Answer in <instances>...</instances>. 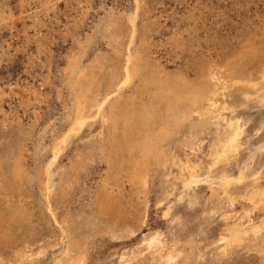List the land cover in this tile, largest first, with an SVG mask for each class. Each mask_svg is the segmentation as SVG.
<instances>
[{"label":"rangeland","instance_id":"rangeland-1","mask_svg":"<svg viewBox=\"0 0 264 264\" xmlns=\"http://www.w3.org/2000/svg\"><path fill=\"white\" fill-rule=\"evenodd\" d=\"M136 6L135 41L148 40L145 68H164L191 83L201 75L206 79L209 71L226 74V67L257 75L264 56V0H0V206L21 207L28 213L27 221L13 225L11 237H0L1 264H51L53 255L61 256L59 225L64 222L81 245L78 253L71 250L67 257L82 256L83 264H264L263 208L244 199L231 205L206 182L184 190L178 167L169 160L167 167L150 172L144 197L138 186L111 173L96 151L107 130L99 119L72 136L55 160L50 197L54 220L45 209L38 177L52 135L67 127L72 103L65 77L69 58H80V64L95 74L101 93L118 57L107 44L116 32L115 27L105 29L108 16L113 14L124 29V18ZM128 95L132 86L124 90L123 97ZM215 119H205L199 130L180 123L170 151L180 160L198 162L222 133L223 123ZM191 120H197L194 114ZM17 158L25 174L19 189L7 179ZM164 171L170 175L162 177ZM104 198L118 202L119 208L99 212L98 201ZM234 224L246 228V237L220 252L219 237ZM253 227L259 228L255 234ZM152 233L158 236L162 254L174 248L181 254L164 261L158 252L144 251L142 241ZM19 249L31 258L15 263Z\"/></svg>","mask_w":264,"mask_h":264},{"label":"bare ground","instance_id":"bare-ground-1","mask_svg":"<svg viewBox=\"0 0 264 264\" xmlns=\"http://www.w3.org/2000/svg\"><path fill=\"white\" fill-rule=\"evenodd\" d=\"M137 9V6L134 7V10H131L124 18L126 21L124 29H121L122 23L113 14L110 13L108 16L105 29L115 27L116 32L107 38V44L118 57L115 61L113 60V67L104 78L105 84L101 93L98 90L101 81L95 74L80 64V58H77L78 62L73 56L72 59L69 58L65 77L66 83L71 87L72 103L66 114L67 127L58 134L52 135L51 144L47 146L50 153L41 166L38 177L42 189V200L48 215L54 220L55 213L52 212L50 205L54 187L52 165L68 145L71 137H74L85 124L96 119L105 124L107 129L96 151L105 158L111 173H117L131 184L138 186V192H143L144 197L150 172L154 174L158 167H167L169 160L171 165H177L179 180L184 190H189L197 183L206 182L213 193L219 192L218 197H224L230 204L237 199H244L250 201L253 207L264 209V183L261 180L264 178V56L257 65V75H252V72L236 66L226 67V74H222L221 70L209 71L205 73L206 79H203L201 75L198 81L193 83L179 73L169 75L170 73L164 68L157 71L152 66L145 68L143 61L148 40L141 38L139 43L135 41ZM124 30L125 36L121 37ZM129 86H132V95L123 97L124 90ZM186 96L187 101H185ZM111 98L113 99L109 101ZM165 111H168L169 115H165ZM193 114L197 118L194 122L191 120ZM209 117L222 121L220 136L198 162L190 163L184 157L180 160L176 152L170 151L169 145L176 133V126L189 122V128L198 129L205 119H210ZM92 154L87 155L92 156ZM19 159L13 161L7 176L9 184L16 186L17 189L20 188L25 175L21 170ZM82 166L83 163L80 162L78 167ZM168 174V171H164L162 177ZM111 194L112 192L108 194L110 198L113 197ZM117 203L108 201L106 198L99 199L97 209L99 212L116 210L119 208ZM26 214L28 213L21 207L8 209L0 206V237H11L13 225L27 221ZM236 224L226 228V233L219 237L220 242L223 243L222 247L219 246L220 252H224L246 237V228L243 229L241 225ZM251 229L252 234H255L259 228ZM59 231L58 253L61 256L53 255L52 263H50L83 264L82 256L67 257L71 250L78 253L81 248L71 228L64 222V224L60 223ZM142 242L144 251L148 249L151 252H158L164 261L173 260L181 254V251H176L175 248L166 250L162 254V247L158 244L156 233L146 236ZM15 252L14 258H11L15 263H22L32 256L24 249Z\"/></svg>","mask_w":264,"mask_h":264}]
</instances>
